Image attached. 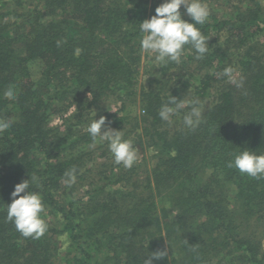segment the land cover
Wrapping results in <instances>:
<instances>
[{"label":"trees","instance_id":"trees-1","mask_svg":"<svg viewBox=\"0 0 264 264\" xmlns=\"http://www.w3.org/2000/svg\"><path fill=\"white\" fill-rule=\"evenodd\" d=\"M10 1L0 0V119L14 121L0 133V264H264V176L228 166L243 150L264 154L260 5L211 0L216 10L197 25L203 58L186 45L180 63L150 66L139 84L140 22L163 0H13L35 4L12 20ZM173 96L185 106L163 121ZM193 101L202 117L191 129L183 116ZM136 103L140 113L125 111ZM100 116L124 139H145L150 167L114 166L107 143L90 146L87 127ZM33 175L47 225L39 238L7 219L15 185Z\"/></svg>","mask_w":264,"mask_h":264},{"label":"clouds","instance_id":"clouds-1","mask_svg":"<svg viewBox=\"0 0 264 264\" xmlns=\"http://www.w3.org/2000/svg\"><path fill=\"white\" fill-rule=\"evenodd\" d=\"M185 14L192 22L182 18ZM210 14V9L203 0H163L155 8V14L151 18L140 22V32L143 34L140 46L142 50L153 54L154 62L158 64L169 61L180 63L186 45H190L197 54L196 58L201 59L208 51V38L197 25H203ZM232 73L233 69L228 67L224 69L223 75L239 86ZM3 95L5 99H14L12 88L7 89ZM198 104V101H193L190 111L183 116V123L188 128L194 129L201 123L202 112ZM184 106L183 101H178L173 96L161 106L158 114L163 121H170ZM13 123L11 119H0V133L8 130ZM87 132L92 140L91 147H95L97 143H107L117 165L122 164L130 169L136 163L137 151L131 140L123 138V131L110 127L105 116L92 120ZM228 166L241 174L259 178L264 176V154L243 150L234 156ZM65 177L64 182L71 186L76 179L75 169L65 173ZM36 182L37 177L33 175L16 184L11 193L12 202L7 204V219L14 223L17 231L24 237L39 238L47 228L41 217L44 210L42 198L38 193L29 191L30 185ZM158 258H149L145 264H152V260Z\"/></svg>","mask_w":264,"mask_h":264},{"label":"rangeland","instance_id":"rangeland-1","mask_svg":"<svg viewBox=\"0 0 264 264\" xmlns=\"http://www.w3.org/2000/svg\"><path fill=\"white\" fill-rule=\"evenodd\" d=\"M25 1L26 0H23V2H25ZM13 2L14 1L11 0L8 5H5V7H3V9L9 11V16L8 17H11V20L14 19L13 18V13L14 12L15 13L16 12L21 13V12H24V11H29V10H31L34 7V4H35V2H33V4H31V6H28V4L27 5L25 4L23 7H20L18 9H15L14 8V5H13ZM217 2H219V1H216V2H213L211 0H205L204 1V3H206L208 5V7L210 9V12L216 10V8H217ZM253 2H257V4L260 5L261 9L264 11V0H253ZM244 4H245L244 2L239 1L237 3V7H242V5H244ZM254 5L256 6V4H254ZM29 7H31V8H29ZM263 18H264V16H263ZM261 25L262 24L260 23V26ZM220 39H223V35L220 36ZM256 41L259 43V46L260 47H264V31L261 28L258 29V32L256 34ZM149 56H152V58L149 59L148 58ZM142 58H143L142 59V63L140 65V67H139V69H140V72H139V84L140 83H143V82L145 84H147L148 81H146V78L147 77H146L145 74L149 71L150 66H154L157 63L154 62V55L151 54V53H149V52H146L144 50H142ZM147 61H150V62H147ZM231 62H232V60H231ZM234 63H235V60L231 64H234ZM28 67H29V71L32 72V73L39 72V69H40L39 64L37 62H29L28 63ZM187 67H188L189 71H191L192 70V67H193V64L191 63L190 65H187ZM144 71H146V72H144ZM233 72L234 73H232V75L234 76V75H237V73H239L240 71H239L238 68H235L233 70ZM116 105H118V104H116ZM112 106H115V105L113 104ZM112 108H114V107H112ZM125 111L127 113H140V107H139L138 103H136V104L131 105L130 106V109H125ZM70 112L72 113L73 110L72 111H69L67 114L70 115L71 114ZM50 123L51 124H57V123L60 124L61 123V120L59 118H57V117H54L52 119L50 118ZM128 140H131L132 144L134 145V148L137 151V157L138 158H137L136 163L139 164V163H143L144 162L143 164H146L148 167H150L151 162L149 161V157H148L150 151L146 147L145 139L144 138H140V142L137 143V141H136L134 143V140H136V137L130 135V138ZM97 144H99V143H97ZM98 149H100V148H98ZM102 159L103 158H101V157L100 158H97V160H102ZM107 160L108 161H111V159H107ZM94 161H89L90 164L88 166L93 165L94 164ZM112 164L114 166H120V165H117L114 161L112 162ZM116 168L117 167H114L113 168V171H115ZM230 196H231V193H229L227 195V197H229L228 199H230ZM60 241H61L60 247H61V249H64V247L67 244L65 237L64 236H60Z\"/></svg>","mask_w":264,"mask_h":264}]
</instances>
